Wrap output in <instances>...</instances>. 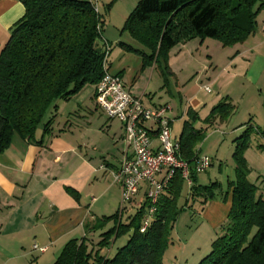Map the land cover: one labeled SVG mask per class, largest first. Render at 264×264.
<instances>
[{"label": "trees", "instance_id": "16d2710c", "mask_svg": "<svg viewBox=\"0 0 264 264\" xmlns=\"http://www.w3.org/2000/svg\"><path fill=\"white\" fill-rule=\"evenodd\" d=\"M20 2L25 14L10 29L0 53V155L9 148L14 135L34 140L45 115L57 108L58 101H68L86 85L96 86L103 73L104 50L95 43L102 40L104 22L100 10L96 13L89 0ZM263 8L259 0H139L122 28L138 47L133 42H120L119 46L141 57L145 66L157 64L159 59L166 62L173 47L195 38H215L223 47L232 46L255 33ZM233 111L226 99L202 122L212 126V119L219 116L225 120ZM186 114L180 153L192 167L209 126L196 128L198 114L190 109ZM53 118L43 125L45 132ZM252 132L264 138V126L253 130L246 124L242 135L234 140L236 178L228 182L224 196L218 195V183L202 187L197 185L196 174L191 175L190 200H198L201 210L210 201H225L228 196L231 200L210 253L198 264H264V197L259 186L247 180L242 156L251 145ZM183 184L177 173L162 193L145 232H140L148 208L143 199L125 221L122 214L126 207L85 225V236L69 240L53 264H163L169 231L189 201L187 198L183 206L178 203ZM111 222L113 226L103 232ZM97 232L100 234L95 240ZM125 235L127 242L110 256L109 246Z\"/></svg>", "mask_w": 264, "mask_h": 264}, {"label": "crops", "instance_id": "0c3cea01", "mask_svg": "<svg viewBox=\"0 0 264 264\" xmlns=\"http://www.w3.org/2000/svg\"><path fill=\"white\" fill-rule=\"evenodd\" d=\"M259 1L264 3V0ZM262 12L264 13V8L260 11ZM24 14L25 9L20 0H0V53L9 40L10 29L23 18ZM258 17L257 29L251 35L250 42L243 46L242 51H237L233 60L226 65V69H232L229 73L231 80L247 81L254 87H259L262 94L264 17L261 20H258ZM102 40L107 45L110 41L118 44L123 42V39L114 37L107 30H102ZM190 41L195 50H199L204 43L199 38ZM183 44L186 46L187 42ZM169 60L171 61L170 58ZM170 61L168 63L159 59L157 64L145 66L141 57L126 52L119 46L116 49L110 48L108 68L111 73L122 78L133 96L143 98V104L144 98L147 96V100L150 101V97L145 89L140 90L142 89L139 85L140 80L144 74H148L151 80L155 72H158V78L162 82L161 88H166L169 96L178 99L180 103L185 100L186 113L189 109L198 113L201 108L206 110L207 107L215 106L218 96L209 101L200 99L201 90L194 95L183 90L182 87L189 80L181 81L183 69L175 70ZM208 70L209 67L206 66L202 70L206 77L209 76ZM90 86L89 89H85V95H81L84 90L82 89L68 101H58L54 111L58 114L61 110V118L69 122L72 111L81 110L88 99L94 102L96 86ZM203 91L207 92L204 87ZM226 93V97H231L229 92ZM162 105L170 106L168 118L173 122L171 114L174 109L168 102L147 101L144 104L147 108ZM52 117L54 118L48 131L45 132L44 127L39 126L34 140L14 135L9 148L0 155V264H27L32 261L37 264L42 260L50 263L52 258L46 259L47 254L51 252L59 255L69 240L84 237V226L92 224L99 218V213H105L106 210L99 212L102 211V207H117L120 192L115 187L117 185L109 181L110 171L117 169L125 156L131 155V149L126 144L123 147L121 143V140H124L122 125L120 139L114 132L111 138L108 137L110 139L103 152L93 156V153L83 151L82 139L74 141L68 137L64 130L66 127L59 128L57 132L56 117L55 115ZM105 125L110 128V123L108 125L106 122ZM196 125L197 123L195 124L197 128ZM242 125L234 126L233 132H238ZM171 136L173 141L179 142L180 138H176L172 132ZM256 138L260 140L256 150L264 156V138L259 135H256ZM152 146L154 149L158 148L156 139L153 140ZM112 147L118 150L116 154L111 152ZM262 168L264 171V164ZM262 173L256 185L264 197V172ZM142 186L129 207L138 208L143 201ZM230 208V196L225 201L213 200L204 206L202 215L207 219L215 235L225 223ZM123 215L124 213L122 218ZM33 246L46 248V251L40 253L33 250Z\"/></svg>", "mask_w": 264, "mask_h": 264}, {"label": "rangeland", "instance_id": "374dc122", "mask_svg": "<svg viewBox=\"0 0 264 264\" xmlns=\"http://www.w3.org/2000/svg\"><path fill=\"white\" fill-rule=\"evenodd\" d=\"M139 0H98L100 7V15L104 22L103 30H107L115 37L123 39V42L129 41L134 44L131 36L128 32H122L125 20L129 14L134 10ZM109 7V8H108ZM260 13V12H259ZM258 20L264 17V13L258 14ZM251 40V36L248 37L243 43H238L232 46L223 47L222 44L215 38H206L199 50H195L191 41L187 42L186 46L180 43L173 47L168 53L171 59L170 65L183 69L181 72V81H187L182 87L183 90L189 92L190 95H194L197 91L200 92V99L209 100L218 96L219 102H230L234 107V111L230 116H226L225 120H222L219 116L212 119L211 124L209 122H202L209 118L212 109L215 107H207V109L201 108L198 111L199 121H197V128H209L205 132V137L198 145L197 150L199 157H208L212 161V166L203 173L196 174L197 185L206 187L212 183H218L221 187V193L219 197L224 196L227 192L228 182L234 181L235 175V162L233 153L235 151L236 144L234 140L240 137L243 131L246 129V124H250L253 130L262 129L264 126V83L262 84V94L259 87L256 88L247 81L231 80L229 73L232 69H226V65L233 60L237 51H242L243 46L248 44ZM196 43V42H195ZM138 47L137 44H134ZM110 48L116 49L119 44L115 41H110ZM177 54L179 56H177ZM264 54V51H263ZM170 55V56H169ZM175 57V58H174ZM209 67L207 73L210 78L203 75V68ZM206 70V69H205ZM186 78V79H184ZM191 78V79H189ZM193 78V79H192ZM264 82V80H263ZM140 87L150 97V101L154 103L168 102L174 109L171 114L173 120L171 125V132L177 138L183 131L184 122L188 119L185 112V100L183 103L176 98L169 96L166 88L162 87V82L158 78V72H155L153 78L149 80L148 74H144L141 78ZM91 86L86 85L82 90L81 95H85V89H89ZM203 87H209L211 94L204 92ZM222 91V92H221ZM226 92L231 94V97H226ZM230 96V95H229ZM144 98V102H150ZM94 101V100H93ZM144 103V104H145ZM67 105V103L65 104ZM61 113V110H59ZM60 113H56L54 109H50L45 115L42 127L47 121H49L53 115L56 117V131L63 129L70 139L74 141L82 139L84 143L82 148L84 152L93 153V156L99 155L106 148L109 139L113 133L116 132L117 138L120 139L121 124L117 120H107L108 117L103 114L96 106L95 101L90 99L83 105L79 111H72L69 122L66 119L61 118ZM57 114V115H56ZM170 115V114H169ZM106 122L110 128L106 127ZM60 124V127H59ZM238 132H233L234 126L242 125ZM60 128V129H59ZM110 137V138H108ZM260 142L257 140L256 134L251 133L250 146L243 152L245 163L248 169L247 180L249 182L258 184L260 174H263L264 156L256 150V145ZM122 146L125 147L124 140H121ZM217 149V154H216ZM111 152H118L115 148H111ZM217 155V157H215ZM220 165L222 167L220 168ZM109 181L113 184L112 176L110 175ZM258 186V185H257ZM117 191L120 192L118 186H115ZM144 185L142 186L144 194ZM190 187L187 182L184 181L183 191L180 194L179 205H186V199L188 198L187 205L177 216L176 222L168 234V246L165 248L162 256L163 264H198L205 256L210 253L211 244L217 237L215 232L210 228L207 219L203 217L204 210H201L199 201L192 202L190 199ZM120 198L117 203V207L104 208L102 211L105 213H99L101 216H112L116 213H120ZM101 203V202H100ZM100 206V205H99ZM136 207L126 206L123 215V221L126 220L128 215L135 212ZM113 223H109L103 229V232L110 229ZM100 232L93 235L95 240L98 239ZM92 235V234H91ZM128 240V235L117 238L110 246V256H113L118 248H121ZM106 250H102L101 253L105 254ZM58 254V253H57ZM49 252L46 259L52 258V261L42 260L37 264H53L58 255ZM32 261V260H31ZM46 262V263H45ZM27 264H36L35 261Z\"/></svg>", "mask_w": 264, "mask_h": 264}, {"label": "built area", "instance_id": "2783aa9c", "mask_svg": "<svg viewBox=\"0 0 264 264\" xmlns=\"http://www.w3.org/2000/svg\"><path fill=\"white\" fill-rule=\"evenodd\" d=\"M96 13L100 7L98 0H89ZM103 73L96 85L94 101L100 111L109 120H117L122 125L123 139L131 155L125 156L117 169L110 171L113 184L121 193L120 210L133 203L141 186L145 185L147 214L140 232L146 231L151 218L156 212L157 203L177 173L188 186L193 182L192 173L198 174L208 170L211 159L197 157L191 167L181 157L180 144L172 140L171 120L168 118L170 106L162 105L147 108L142 97L133 96L124 85L122 78L110 72L108 56L110 46L103 47ZM204 90L210 93L209 87ZM158 148H153V140ZM33 250L44 253L46 248L33 246Z\"/></svg>", "mask_w": 264, "mask_h": 264}, {"label": "water", "instance_id": "95a60500", "mask_svg": "<svg viewBox=\"0 0 264 264\" xmlns=\"http://www.w3.org/2000/svg\"><path fill=\"white\" fill-rule=\"evenodd\" d=\"M105 45V42L103 40H97L95 43V46L98 47V49L102 50Z\"/></svg>", "mask_w": 264, "mask_h": 264}]
</instances>
